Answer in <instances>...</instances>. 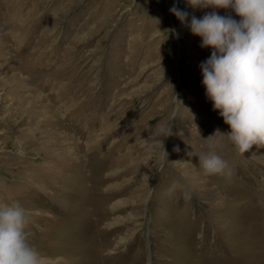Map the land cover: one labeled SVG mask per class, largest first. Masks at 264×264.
<instances>
[{"label":"rangeland","instance_id":"1","mask_svg":"<svg viewBox=\"0 0 264 264\" xmlns=\"http://www.w3.org/2000/svg\"><path fill=\"white\" fill-rule=\"evenodd\" d=\"M173 4L240 20L185 0H0V204L28 211L46 264H264V147L240 155L228 139L202 85L213 49ZM22 31L35 43L20 60ZM20 80L41 98L27 109L9 96ZM47 107L74 121L61 163ZM173 114L165 158L152 134ZM216 140L228 168L206 176L198 154Z\"/></svg>","mask_w":264,"mask_h":264},{"label":"clouds","instance_id":"2","mask_svg":"<svg viewBox=\"0 0 264 264\" xmlns=\"http://www.w3.org/2000/svg\"><path fill=\"white\" fill-rule=\"evenodd\" d=\"M185 3L194 10L231 9L240 17L236 21L212 11L202 18L192 15L189 20V12L176 4L169 9L192 35L201 38L202 48L213 49L200 65L202 85L213 110L219 111L230 128L228 139L240 155L254 145L264 147V0H185ZM170 31L175 33V29ZM174 117L175 114L157 125L152 134L165 158L163 138L172 135L169 121ZM221 143L216 140L208 150L198 154L206 176L224 174L228 168L216 150ZM30 223L28 211L19 202L0 204V264H46L30 243Z\"/></svg>","mask_w":264,"mask_h":264},{"label":"bare ground","instance_id":"3","mask_svg":"<svg viewBox=\"0 0 264 264\" xmlns=\"http://www.w3.org/2000/svg\"><path fill=\"white\" fill-rule=\"evenodd\" d=\"M209 9V8H208ZM28 16V15H27ZM24 17V16H23ZM25 18V17H24ZM30 18V17H29ZM26 19V18H25ZM29 20V19H28ZM19 21H20V19H19ZM19 21H18V23H19ZM23 21H25V20H23ZM22 21V22H23ZM26 23H27V21H25ZM21 24H23V23H21ZM28 25V24H27ZM28 27V26H27ZM22 28H24V25H22ZM31 30V29H30ZM7 32H9V31H7ZM16 33V32H15ZM34 34V33H33ZM27 36L26 35V33H24V31H22V33L20 34V35H18V36H14V41H15V43H16V48L13 50V52H14V55L16 56V58H18V59H22V57H24V56H30L33 52L31 51V50H29L28 49V47H29V45L30 44H34L35 43V40L32 38V37H30L29 35L27 36L28 38H27V40L26 41H24V47H19V45H20V43H21V38H22V36ZM20 36V37H19ZM26 39V38H25ZM44 41V40H43ZM10 45V44H9ZM5 47V46H4ZM3 47V48H4ZM1 56V55H0ZM20 59V60H21ZM30 60V59H29ZM4 61V60H3ZM40 61V60H39ZM26 62V61H25ZM32 62V61H31ZM39 63V62H38ZM41 63V62H40ZM9 64V63H8ZM23 64V63H22ZM31 64H33V63H31ZM19 65V64H18ZM35 65V64H34ZM39 65V64H38ZM2 66V65H1ZM27 66V65H26ZM25 66V67H26ZM20 67V66H19ZM21 67H22V65H21ZM1 68V67H0ZM23 69V68H22ZM21 69V70H22ZM20 70V72L21 73H23L22 71ZM24 70V69H23ZM18 71V70H17ZM26 72V71H25ZM12 73V72H11ZM18 73V72H17ZM51 74V73H50ZM16 75V74H15ZM17 75H19V74H17ZM50 76V75H49ZM48 77V76H47ZM10 78H13V77H11L10 76ZM28 78V77H27ZM55 78V77H54ZM54 78H52V79H54ZM14 80V79H13ZM19 80V79H18ZM50 80V79H49ZM22 81H24V80H22ZM45 81V80H44ZM54 81V80H53ZM13 82V81H12ZM46 82V81H45ZM41 83V82H40ZM48 83V82H47ZM44 84V83H43ZM59 84V83H58ZM39 85V84H38ZM11 86V85H10ZM58 86V85H57ZM40 87H41V85H40ZM42 87H45V85L44 86H42ZM39 88V87H38ZM59 88H60V86H59ZM57 89V88H56ZM25 90H30V91H28L29 93H31V98L30 97H27L26 96V93L24 94V92H25ZM32 89L27 85V84H24V82H22L21 83V80L18 82V83H16L15 84V86L11 89V91H10V94H9V96H10V98L11 99H14V102L16 101V103L18 104L17 106H20V108H23L24 106H30L31 107V105H33L34 104V98L35 99H38L39 100V98L40 97H38V96H36V94H35V92L34 91H31ZM43 91V90H42ZM50 91H52L51 89H50ZM62 91V90H61ZM58 91H56V93H57ZM47 93V92H46ZM66 93V92H65ZM52 94V93H51ZM60 95V94H59ZM44 98V97H43ZM60 98V97H59ZM41 99V98H40ZM10 101V100H9ZM51 101V100H50ZM57 101V100H56ZM11 102V101H10ZM62 102V101H61ZM10 104H12V103H10ZM66 104V103H65ZM64 104V105H65ZM35 105V104H34ZM38 105H40L39 103H38ZM22 106V107H21ZM44 106V105H43ZM27 107H24V108H26L27 109ZM39 107V106H38ZM37 107V108H38ZM41 107V106H40ZM29 108V107H28ZM32 108H34V106L32 107ZM43 108V107H42ZM47 108H49V107H47ZM52 108V107H51ZM10 110V109H9ZM53 110V109H52ZM52 110L49 108V111H50V114L49 115H46V116H43V120H42V122L41 123H44V125L46 124V125H48L49 124V128L47 129V130H50L47 134H46V136H45V140H46V144L48 145V147L50 148L49 150V153H47V154H49L47 157H48V160H49V163H57V161H58V163L60 162L61 163V161H59V159H56L55 157H56V155H54V153H52L53 151L55 152L56 150H62L63 151V149L66 147L65 145H63L62 143L64 142V141H66L67 140V134H65L64 132H66L65 131V127H67L69 124H71V122H72V119H71V117L70 118H66V116L67 115H64L63 116V118L62 117H57V114L56 113H54V112H52ZM76 110V109H75ZM31 111V110H30ZM61 110H59V112H60ZM74 111V110H73ZM72 111V112H73ZM78 111V110H77ZM20 112V111H19ZM41 112V111H40ZM21 113V112H20ZM38 114V113H37ZM66 114H68V113H66ZM70 114H72V113H70ZM74 114H76L75 113V111H74ZM26 115V114H25ZM42 115V114H41ZM40 115V116H41ZM19 116V115H18ZM24 116V115H23ZM35 116V115H34ZM69 116H72V115H69ZM9 117V116H8ZM21 117V116H20ZM42 118V117H41ZM40 118V119H41ZM29 119V118H28ZM24 122V121H23ZM74 122V121H73ZM72 122V123H73ZM33 124V123H32ZM37 124H38V121H37ZM36 126V125H35ZM73 127H74V129H75V127H77V126H74L73 125ZM44 128H45V126H44ZM83 130V129H82ZM44 132H45V130H44ZM42 134V133H41ZM61 134V135H60ZM92 135V134H91ZM70 137V136H69ZM42 140V139H41ZM40 143V142H39ZM65 143V142H64ZM68 143V142H67ZM45 144V143H44ZM83 145V144H82ZM45 146V145H44ZM63 146V147H62ZM65 146V147H64ZM97 146V145H96ZM76 147V146H75ZM82 147V146H81ZM87 147V146H86ZM100 147V146H99ZM61 148V149H60ZM54 149V150H53ZM66 149H68V148H66ZM82 149V148H81ZM90 149V148H89ZM40 150V149H39ZM52 150V151H51ZM46 151V150H45ZM74 151V150H73ZM93 151H95L94 149H93ZM97 152V151H96ZM37 153V152H36ZM57 153V152H56ZM55 153V154H56ZM64 154H67V153H64ZM70 155V154H69ZM72 155V154H71ZM67 156V155H66ZM73 156H74V154H73ZM57 157H59V156H57ZM46 159V158H45ZM44 159V160H45ZM60 159H61V157H60ZM72 159V158H71ZM75 159V158H74ZM64 161V160H63ZM40 163V162H39ZM44 164V163H43ZM70 164V163H69ZM47 165V164H46ZM40 167H41V165H39ZM38 166V167H39ZM51 166V165H50ZM49 168V167H48ZM42 169H43V167H42ZM45 169V168H44ZM47 169V168H46ZM50 169V168H49ZM54 169V168H53ZM59 169V168H58ZM47 172V171H46ZM50 172V171H49ZM43 175V174H42ZM44 177V176H43ZM61 258V257H60ZM48 261V260H47ZM62 261H64V260H62ZM48 262H50V261H48ZM56 262V261H55ZM65 262V261H64ZM61 264V263H60Z\"/></svg>","mask_w":264,"mask_h":264}]
</instances>
